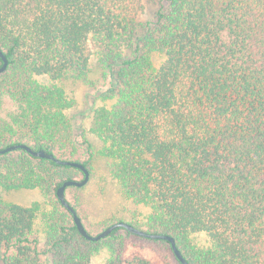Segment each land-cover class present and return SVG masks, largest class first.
Here are the masks:
<instances>
[{
    "label": "trees",
    "instance_id": "16d2710c",
    "mask_svg": "<svg viewBox=\"0 0 264 264\" xmlns=\"http://www.w3.org/2000/svg\"><path fill=\"white\" fill-rule=\"evenodd\" d=\"M144 2L0 0V96L16 105L0 118V148L76 155L60 81L85 77L95 53L112 103L93 110L91 131L123 194L149 209L130 223L172 236L189 264H264V0H159L141 32ZM75 170L22 148L0 153L2 189H40L51 202L0 198V264H90L102 242L104 264H182L169 241L125 228L82 236L56 194Z\"/></svg>",
    "mask_w": 264,
    "mask_h": 264
},
{
    "label": "rangeland",
    "instance_id": "374dc122",
    "mask_svg": "<svg viewBox=\"0 0 264 264\" xmlns=\"http://www.w3.org/2000/svg\"><path fill=\"white\" fill-rule=\"evenodd\" d=\"M158 2L159 0H145L144 9L138 16L141 32L146 23L154 17ZM150 57L155 66H158L164 58L159 52H153ZM38 80L48 81L46 77H39ZM60 84L73 100L72 107L65 111L71 122L76 148V155L69 159L86 161L89 170V178L84 185L80 187L71 185L65 188L66 200L76 207L77 215L92 235L116 221L129 223L135 219L142 221L149 213L148 207L135 204L123 194L118 181L110 172V159L102 153L103 141L91 131L93 110L100 105L112 103V100H103L101 97V91L107 88L108 80L100 58L93 53L85 77L65 79L60 81ZM15 109L16 105L10 98L5 95L0 96V118L8 119ZM73 177L79 180L83 175L75 170ZM0 198L23 206L38 201L44 209L51 207L50 200L40 189L5 190L0 187ZM33 235L40 242H44L43 222L40 216L34 221ZM197 241L205 243L206 238L199 236ZM145 254L149 256L150 253L145 251ZM108 257L109 250L102 242L93 253L90 264H104Z\"/></svg>",
    "mask_w": 264,
    "mask_h": 264
},
{
    "label": "water",
    "instance_id": "95a60500",
    "mask_svg": "<svg viewBox=\"0 0 264 264\" xmlns=\"http://www.w3.org/2000/svg\"><path fill=\"white\" fill-rule=\"evenodd\" d=\"M0 57L3 60V63L0 66V73H2L6 69L7 59H6V56L1 52V50H0ZM19 148L26 150L27 152H29L33 156L50 159V160H53L56 163L62 164V165L73 166V167L79 168L82 171L83 177L81 179H79V180H77V179L64 180L62 182V184L57 188L56 194H57V197H58L59 201L61 202V204L64 207H66L73 214V220H74V223L76 224L78 231L86 239L91 240V241H98V240L106 237L107 235H109L111 233V231L115 228H125L126 230H128L134 234L143 236V237L152 238V239H164V240L169 241L171 244V247L173 249V252L176 255V257L179 259V261L182 264H189L187 262V260L185 259V257L183 256V254L181 253V251L179 250V248L177 247L175 239L172 236H170L168 234L148 232V231L143 230L141 228H138V227L134 226L133 224L126 222V221H122V220L116 221L114 223L109 224L107 227H105L99 233H97L95 235L90 234L86 230V228L84 227L82 220L77 215L75 209L69 204V202L65 198V188L67 186L74 185V186L80 187L88 181V178H89L88 168L85 165H83L81 162H78L75 160H69V159H61V158H58L57 156H55L53 153H49V152L45 151L44 149H33L31 146H29L25 143H21V142L13 143V144H10L4 148H0V153H6V152H9L12 150L19 149Z\"/></svg>",
    "mask_w": 264,
    "mask_h": 264
}]
</instances>
